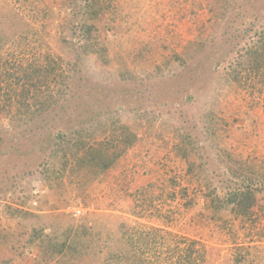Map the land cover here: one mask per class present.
Segmentation results:
<instances>
[{
  "label": "rangeland",
  "instance_id": "374dc122",
  "mask_svg": "<svg viewBox=\"0 0 264 264\" xmlns=\"http://www.w3.org/2000/svg\"><path fill=\"white\" fill-rule=\"evenodd\" d=\"M102 1L108 5V10L91 22L96 26L102 56L90 54L79 60L75 79L69 85L68 106L81 112L86 107L120 104L125 99L131 105L120 110V121L132 125L139 105L146 111L145 119L154 121L149 125L145 119H140L138 140L104 177L84 186L77 177L80 167L69 163L66 171L56 179L54 190L47 189L41 180L36 154L22 155L27 143L19 140L8 143L10 139L3 135V140L0 139V226L14 233V239H19L18 245L22 247L31 230L7 218L4 205L27 209L37 215L63 211L72 217L75 216L72 210L80 208L82 212L75 218L87 212L114 215L115 218L108 217L105 221L121 230L139 222L164 226L191 240L180 244L181 251H178L183 253L185 245L190 244V253L173 256L167 264H264L263 194L251 198L249 216L228 217L224 227L218 222L217 225L208 219L207 202L186 174L188 164L196 160V156L185 159L176 156L173 149L178 140L174 132L176 127L201 141L200 109L214 100L212 90L217 78L209 73L201 76L199 73L204 68L200 65L192 77L164 76L168 68L176 66L173 61L167 68H161L163 73L155 70V65L162 64L166 58L184 53L190 42L207 41L219 1ZM260 3L264 9V1ZM66 19L58 9V0H0V37L3 39L0 43L16 38L28 26L43 35L45 46L53 54L68 58L71 50L57 41L59 32L63 31L62 25H67ZM56 25L61 26L57 28ZM21 48L15 43L5 46L3 57L9 60L4 63L7 68L13 63L10 51L19 53ZM31 50L34 49H26L29 53L20 56L29 57ZM170 77L172 82L167 80ZM4 82H0L3 92L7 90ZM171 83H175L178 91L184 87L193 89L196 96L200 95L199 100L192 104L176 102L168 104L167 108L158 106V97H169L170 93L167 97L164 90ZM221 87L216 99L214 129L205 131L204 135L214 134L243 157L264 159L263 97L249 85L230 87L224 84ZM2 91L4 100L7 96ZM5 146L14 150L3 155ZM203 154L211 158V146ZM183 187L188 188L186 196L180 192ZM189 196H195L193 207L185 205ZM48 230L47 227L44 231ZM13 245L15 243L0 241V264H34L36 246L17 255ZM164 251L166 248L161 247L158 255H165L164 258L173 255Z\"/></svg>",
  "mask_w": 264,
  "mask_h": 264
},
{
  "label": "trees",
  "instance_id": "16d2710c",
  "mask_svg": "<svg viewBox=\"0 0 264 264\" xmlns=\"http://www.w3.org/2000/svg\"><path fill=\"white\" fill-rule=\"evenodd\" d=\"M218 1L219 10L207 41L190 42L184 53L175 55L177 58H166L162 64L155 65V70L163 73L161 68H167L173 61L176 66L168 68L164 76L192 77L200 65L204 68L199 73L201 76L209 73L217 78L212 90L214 100L200 109L201 141L176 127L174 132L178 140L173 149L176 156L185 159L196 156L186 168L188 180L196 184L206 200L208 219L224 227L228 217L250 215L253 196H264V159L243 157L227 147L221 138L214 134L206 137L204 132L214 129L216 99L222 85H249L264 99V9L260 3L264 0ZM58 9L65 14L67 25H62L63 31L59 32L57 41L71 50L70 57L53 54L45 46L43 35L28 26L16 38L0 43V82L5 81L7 88L3 92L0 83V139L3 140L4 135L10 139L8 143L16 140L27 143L22 155L36 154L40 178L49 190H54L56 179L66 171L69 163L80 167L77 177L84 186L104 177L138 140L141 120L147 118L146 111L139 105L132 125L120 121V110L131 105L125 99L120 104L95 105L81 112L71 110L67 95L79 60L90 54L102 56L96 26L91 22L104 15L108 5L102 0H58ZM2 40L0 37V42ZM11 43L22 48L19 53L10 51L13 63L7 68L4 63L9 60L3 57V51ZM28 48L34 49L31 55L21 57L29 53L26 52ZM190 50L194 53H189ZM167 80L173 81L171 77ZM1 91L7 96L4 100ZM164 91L167 97L170 93L169 97L157 98L158 106L164 108L176 102L192 104L200 96H196L193 89L176 90L175 83ZM145 121L150 125L154 120ZM209 146L213 150L211 158L203 154ZM12 150L13 147L5 146L2 154L7 155ZM187 189L183 187L181 194L186 196ZM194 204L195 196L186 198L187 207ZM3 211L7 218L31 231L27 232L28 238L21 247L20 240L14 239L15 234L0 226V241L15 243L17 255L36 246L34 264H167L173 256H186L192 249L186 244L179 254V246L186 243L187 238L164 226L137 222L126 230L113 227L105 218H115L114 215L87 212L75 218L63 211L37 215L8 204ZM47 227L49 230L45 232ZM161 247L166 248V254L173 255L159 256Z\"/></svg>",
  "mask_w": 264,
  "mask_h": 264
},
{
  "label": "built area",
  "instance_id": "2783aa9c",
  "mask_svg": "<svg viewBox=\"0 0 264 264\" xmlns=\"http://www.w3.org/2000/svg\"><path fill=\"white\" fill-rule=\"evenodd\" d=\"M72 211H73V215L75 216H77L78 214L82 212L80 208H74Z\"/></svg>",
  "mask_w": 264,
  "mask_h": 264
}]
</instances>
